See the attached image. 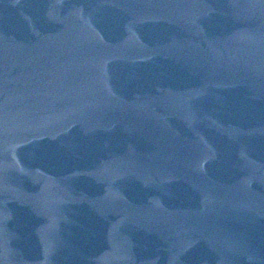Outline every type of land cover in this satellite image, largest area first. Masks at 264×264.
Listing matches in <instances>:
<instances>
[{
  "label": "water",
  "instance_id": "water-1",
  "mask_svg": "<svg viewBox=\"0 0 264 264\" xmlns=\"http://www.w3.org/2000/svg\"><path fill=\"white\" fill-rule=\"evenodd\" d=\"M0 264H264V0H0Z\"/></svg>",
  "mask_w": 264,
  "mask_h": 264
}]
</instances>
